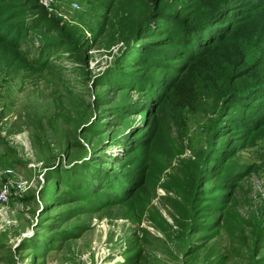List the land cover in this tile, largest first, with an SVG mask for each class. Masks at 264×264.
<instances>
[{"label": "rangeland", "instance_id": "1", "mask_svg": "<svg viewBox=\"0 0 264 264\" xmlns=\"http://www.w3.org/2000/svg\"><path fill=\"white\" fill-rule=\"evenodd\" d=\"M45 1L61 24L92 38L110 17L105 11L112 0ZM193 1L168 3L186 11ZM242 1L231 0L215 20L221 24L234 14L246 19L233 28L218 56L224 58L223 52L246 41L256 53L224 81L210 90L200 82L212 71V59L200 58L205 47L195 60H186L189 49L181 60H165L139 77L134 73L156 86L151 106L157 113L139 138L153 167L143 173L144 192H135L139 204L149 203L138 212L129 204L104 202L106 195L96 197L98 188L119 197L103 188L112 179L98 176L105 162L118 155L126 166L140 160L141 152L121 156L120 143L149 119V114L138 115L142 106L128 110L144 101V94L103 86L124 80L121 70L132 65L128 55L137 44L129 42V48L115 36L109 45L105 33L86 51L84 72L74 70L61 54L55 56L59 63L53 73L35 66V55L24 56L23 48L10 52L0 64V193L6 190L0 201V264H264V94L249 92L264 80V8L249 13ZM32 42L27 38L21 44ZM252 64L258 66L247 72ZM244 73V80L233 83ZM238 84L248 92L240 100L230 96V86L237 89ZM119 103L124 113L116 110ZM220 116L236 123L225 119L220 139L211 141L212 122ZM73 165L92 191L82 202L62 196L69 188L53 179Z\"/></svg>", "mask_w": 264, "mask_h": 264}, {"label": "trees", "instance_id": "2", "mask_svg": "<svg viewBox=\"0 0 264 264\" xmlns=\"http://www.w3.org/2000/svg\"><path fill=\"white\" fill-rule=\"evenodd\" d=\"M121 1L112 0L110 2L108 11H105L106 14L108 13V17L110 14V17L103 23L102 28L97 32L93 31L94 36L92 38H87L84 35L72 32L66 25L61 24V21L51 16L37 0H0V64L10 52L23 48L24 56L35 55L32 62L35 66L45 68L50 72H57L56 69L59 63L58 58L55 57L57 54L64 55V59L74 65V70L84 72L89 66V56L86 51L99 44L101 36L105 33L110 35L109 45L116 42L115 36L129 48L131 47L129 42L133 41V44H137L128 55L132 65H127L121 70L123 72L121 77L124 80L121 83L111 82L103 84V86L118 88L126 92L132 90L144 94L142 95L144 101L133 104V107H128V110L138 109L142 106L138 111V115L145 116L149 114V119L147 118L146 124L142 127L143 129L137 127L131 135H123L122 143H120V147L123 148L121 156H126L131 151H133L132 153L141 152L140 160L126 166L124 165L125 161L118 155L117 158L111 157L109 162H105V168H98V176H109L112 181H110L108 187L103 188H108L110 190L108 192L116 191L119 197H115L112 193L107 195L104 193V189L100 188L97 190L96 197L103 198L106 195L103 198L104 202L117 201L115 204L122 207L129 204L132 212H138L147 207L149 203L139 204V193L135 192L139 189L144 192L146 183L142 180H146L147 177L143 173L145 169L153 167L149 166L148 159L143 156L145 143L144 140L139 138L145 132L144 129L151 126L157 113L155 108L151 106L155 99L151 91L156 86L149 81L134 78V73H138L139 77L144 75L146 68L166 64L164 63L165 60H181L185 58L186 52L192 49V52L186 55V60H189L205 47L206 50L200 58L212 59L213 63L210 65L212 71L202 77L200 82H205L210 90L218 81L222 82L228 78L234 67L244 66L249 60V58L246 60L247 56H255L256 51L254 45L246 41L238 48L234 47L223 52L224 58L218 56V53L226 47L224 41L230 36L233 28L246 21V19L241 20L236 14L228 16L221 24L215 21L229 7L231 0H194L193 3L186 6V11L178 5H170L168 0H124L125 4L123 6H121ZM173 1L171 0V2ZM128 2L133 3L134 6L128 5ZM242 3H245L242 5L249 13L264 8V0H244ZM218 25H221V27L216 29L215 27ZM109 27V30L115 31L113 34L108 31ZM27 38L35 41V44L33 42V44H21ZM165 56H167V59H162ZM21 62L26 63V60L24 59ZM256 66L258 65L252 64L251 69L247 72H250ZM60 69L63 71L64 67ZM246 73L237 78L233 77V83L244 80ZM263 84L264 80L255 82L249 92L256 96L263 95ZM142 85L144 87H140ZM132 87L134 89H131ZM230 89V96L236 100L248 95V92H242L240 84H238L237 89H232V85ZM228 90L229 86L226 85L223 87L222 92L225 94ZM242 93L244 94L242 95ZM220 98L225 100L226 96L222 95ZM161 100L155 104L159 105ZM122 106V103L117 104L116 110L124 113L126 109H123ZM120 116L124 117L125 115ZM225 119L226 117L220 116L212 122L210 128L211 141L220 139L217 134ZM226 120L230 121L231 118ZM235 123L231 120L233 126ZM262 126L264 125H260V127ZM239 129H241V126L237 128V130ZM85 130L83 132H91L89 129L88 131ZM75 142L79 146L81 145L77 139H75ZM162 163L163 159L160 156L158 159L160 169H162ZM213 163L214 161L208 162V164ZM111 164L114 166L113 168ZM199 175V167L196 166L193 176L197 177ZM95 178V176H92L89 182L94 183L97 181V178ZM53 179L56 181L61 180V186L69 188L70 193L62 196H70L76 202L85 201L88 197L85 193L89 195L92 192L87 191L86 186L80 182L83 176L75 173L74 165L58 171ZM93 186L97 189V184ZM119 186H121V189H119ZM131 190H133L132 195L130 194ZM79 207L81 208L82 205Z\"/></svg>", "mask_w": 264, "mask_h": 264}, {"label": "built area", "instance_id": "3", "mask_svg": "<svg viewBox=\"0 0 264 264\" xmlns=\"http://www.w3.org/2000/svg\"><path fill=\"white\" fill-rule=\"evenodd\" d=\"M43 4V7H45V9L47 10V4H46V1L45 0H41V3L40 5L42 6ZM48 11V10H47ZM49 13V12H48ZM6 199V190H3L1 193H0V201H4Z\"/></svg>", "mask_w": 264, "mask_h": 264}]
</instances>
